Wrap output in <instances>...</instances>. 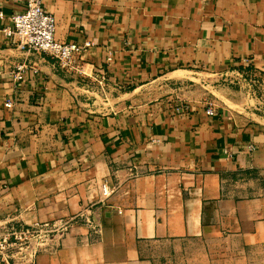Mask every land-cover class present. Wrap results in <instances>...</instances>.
Instances as JSON below:
<instances>
[{
    "label": "crops",
    "instance_id": "1",
    "mask_svg": "<svg viewBox=\"0 0 264 264\" xmlns=\"http://www.w3.org/2000/svg\"><path fill=\"white\" fill-rule=\"evenodd\" d=\"M45 8L59 42L91 43L80 61L90 77L0 34V222L72 220L35 264H264V114L209 85L245 56L264 62V0ZM0 9L22 12L24 0ZM176 100L194 111L175 115Z\"/></svg>",
    "mask_w": 264,
    "mask_h": 264
},
{
    "label": "built area",
    "instance_id": "2",
    "mask_svg": "<svg viewBox=\"0 0 264 264\" xmlns=\"http://www.w3.org/2000/svg\"><path fill=\"white\" fill-rule=\"evenodd\" d=\"M46 1L24 0V10L10 15H5L0 9V34L20 50L52 57L66 72H76L82 78H89L81 69L80 61L91 43L85 41L82 45H77L59 42L55 38L56 20L45 8ZM107 60L110 61V58ZM25 70V64H16L11 71L13 80L21 81ZM215 76V81L226 86L244 87L249 98L264 99V62L256 64L253 57L245 56L240 59L238 67L216 73ZM95 78L93 80L97 82L99 91L104 94L107 75L101 71ZM113 88L119 90L120 86L115 84ZM11 105L10 100L4 103L7 108ZM201 107L206 116L215 115L218 109L215 104L210 103L202 104ZM193 111L194 107L187 100H176L173 105V112L177 116L186 117ZM254 149L253 144H248L245 152L251 154ZM224 154L230 158L233 151L225 149ZM102 191L107 195L105 186H102ZM71 221L68 218L30 226L10 220L0 222V264H10V261L14 264H35L37 255L51 245L54 238L61 239Z\"/></svg>",
    "mask_w": 264,
    "mask_h": 264
},
{
    "label": "rangeland",
    "instance_id": "3",
    "mask_svg": "<svg viewBox=\"0 0 264 264\" xmlns=\"http://www.w3.org/2000/svg\"><path fill=\"white\" fill-rule=\"evenodd\" d=\"M209 85L210 86H219V87H226V88H231V89H234V90H236V91H239L240 93H242L243 94V97L244 98H247V100H254V101H256L257 103H255L254 105H252V107L253 108H255V111H257V112H260L262 115L264 114V99H262V98H259V100L258 99H255V98H249V97H247V95H246V90H245V88L243 87H241V88H238V87H236V86H226V85H224V84H222V83H220V82H218V81H213L212 83H209ZM210 92V91H209ZM211 93V92H210ZM212 94V93H211ZM175 103V102H174ZM210 104H214L212 101H211V103ZM16 257V256H15ZM14 257V258H15ZM10 264H14V262L12 263V261H10L9 262Z\"/></svg>",
    "mask_w": 264,
    "mask_h": 264
}]
</instances>
